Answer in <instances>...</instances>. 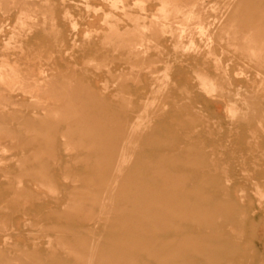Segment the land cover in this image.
Segmentation results:
<instances>
[{
  "label": "rangeland",
  "instance_id": "obj_1",
  "mask_svg": "<svg viewBox=\"0 0 264 264\" xmlns=\"http://www.w3.org/2000/svg\"><path fill=\"white\" fill-rule=\"evenodd\" d=\"M0 264H264V0H0Z\"/></svg>",
  "mask_w": 264,
  "mask_h": 264
},
{
  "label": "bare ground",
  "instance_id": "obj_2",
  "mask_svg": "<svg viewBox=\"0 0 264 264\" xmlns=\"http://www.w3.org/2000/svg\"><path fill=\"white\" fill-rule=\"evenodd\" d=\"M63 2V1H62ZM163 19V18H162ZM158 21V20H157ZM229 28H230V25L228 26ZM164 29V28H163ZM162 32H163V30H162ZM162 34V33H161ZM164 34H165V32H164ZM117 49H118V47H117ZM174 60H176V59H174ZM168 65V64H167ZM201 74V73H200ZM203 74V73H202ZM167 75V74H166ZM165 75V76H166ZM198 78H200V77H198ZM204 78H206V77H204ZM202 79H203V77H202ZM208 80V79H207ZM204 81V79L201 81V83ZM210 81V80H209ZM205 83V82H204ZM203 84V83H202ZM206 84V83H205ZM213 84H211V87H213L212 86ZM206 86V85H205ZM214 88V87H213ZM211 91V90H210ZM212 91H214V90H212ZM127 162V159H126V157H122V160H121V162H120V166H119V168H118V172L117 173H121V171H122V166H123V164H125Z\"/></svg>",
  "mask_w": 264,
  "mask_h": 264
}]
</instances>
